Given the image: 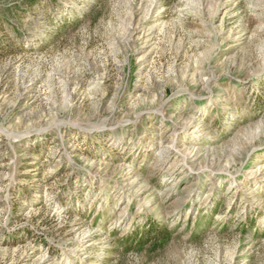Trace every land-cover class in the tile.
Listing matches in <instances>:
<instances>
[{
	"label": "rangeland",
	"instance_id": "rangeland-1",
	"mask_svg": "<svg viewBox=\"0 0 264 264\" xmlns=\"http://www.w3.org/2000/svg\"><path fill=\"white\" fill-rule=\"evenodd\" d=\"M0 264H264V0H0Z\"/></svg>",
	"mask_w": 264,
	"mask_h": 264
},
{
	"label": "trees",
	"instance_id": "trees-1",
	"mask_svg": "<svg viewBox=\"0 0 264 264\" xmlns=\"http://www.w3.org/2000/svg\"><path fill=\"white\" fill-rule=\"evenodd\" d=\"M133 235L134 234L131 232L127 236L132 240L134 238ZM169 238L170 233L166 227L158 228L154 223H150L143 230L140 236L134 238L130 243L134 241L139 248L147 245V251L151 253L155 249L162 247L169 240Z\"/></svg>",
	"mask_w": 264,
	"mask_h": 264
}]
</instances>
